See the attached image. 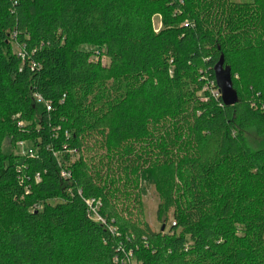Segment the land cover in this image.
Segmentation results:
<instances>
[{
    "label": "trees",
    "instance_id": "16d2710c",
    "mask_svg": "<svg viewBox=\"0 0 264 264\" xmlns=\"http://www.w3.org/2000/svg\"><path fill=\"white\" fill-rule=\"evenodd\" d=\"M93 137L164 229L121 216ZM0 264H264V0H0Z\"/></svg>",
    "mask_w": 264,
    "mask_h": 264
},
{
    "label": "rangeland",
    "instance_id": "374dc122",
    "mask_svg": "<svg viewBox=\"0 0 264 264\" xmlns=\"http://www.w3.org/2000/svg\"><path fill=\"white\" fill-rule=\"evenodd\" d=\"M248 1L251 0H228L230 3H242ZM153 25L156 29H161V17L154 18ZM12 47L15 54L21 53L17 44L13 43ZM83 50L92 52L96 49L91 46H83ZM101 63L103 66L108 67L110 60L104 56L102 57ZM216 81L218 90L223 96L227 81L219 74L216 77ZM99 141L100 139L98 137L90 139V149H87V151L84 149V153L88 159L92 158L93 164L95 163L99 169H102L104 172L103 174L106 176L105 179L107 178L106 182L118 188L115 201L121 216L129 220L131 217L134 218V220L137 218L142 219L144 222L149 224L151 229L155 232H159L164 229L163 221L159 217L161 200L158 191L154 187L149 186L147 187L146 194H142L140 190L142 189L141 186L137 187L133 184L132 180H134V178L128 174L127 171L122 169V167H125L124 164L118 160V157H112V154L111 156H108L105 148H102ZM30 149L31 145L29 143H23V145L19 143L14 148L15 154L20 156L26 155ZM127 164L128 163H125V165ZM108 168L111 170H108ZM171 223H173L172 215H170L166 231L171 230L169 226Z\"/></svg>",
    "mask_w": 264,
    "mask_h": 264
},
{
    "label": "built area",
    "instance_id": "2783aa9c",
    "mask_svg": "<svg viewBox=\"0 0 264 264\" xmlns=\"http://www.w3.org/2000/svg\"><path fill=\"white\" fill-rule=\"evenodd\" d=\"M186 25H187V24H186ZM154 28H155V27H154ZM155 30H156V32H158L160 29H156V28H155ZM19 49L21 50V53H19V54L22 55L23 50L21 49V47H19ZM216 94H218V93L216 92ZM37 99H38L39 102H42V98H41V97L38 96ZM48 109H50V107H48ZM20 144L23 145V143H20ZM26 155L32 157V156H33V152L30 150V151H28V153H27ZM61 175H62V177H64V178H69V177H70V174H69L68 172H62ZM36 180L39 181V175L36 176ZM87 204H89V211H90V213L92 214V217H93L94 219H96L97 221H100V222L103 223L104 221L102 220V218L100 217V215H99L98 212H97L98 207H99V205H100V202L97 203L96 205H93V204H94V201H87ZM113 231H114V230H113ZM130 256L132 257V253H129V259L126 260L127 262L130 261V258H131Z\"/></svg>",
    "mask_w": 264,
    "mask_h": 264
},
{
    "label": "water",
    "instance_id": "95a60500",
    "mask_svg": "<svg viewBox=\"0 0 264 264\" xmlns=\"http://www.w3.org/2000/svg\"><path fill=\"white\" fill-rule=\"evenodd\" d=\"M217 73L227 81L225 92L222 96L224 101L228 104H235L237 102V93L232 89L229 73L224 72L220 67L217 68Z\"/></svg>",
    "mask_w": 264,
    "mask_h": 264
}]
</instances>
